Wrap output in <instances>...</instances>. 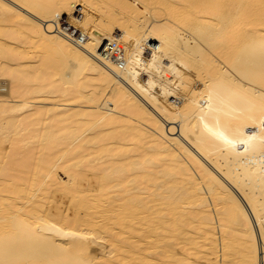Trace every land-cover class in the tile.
<instances>
[{
  "label": "bare ground",
  "instance_id": "bare-ground-1",
  "mask_svg": "<svg viewBox=\"0 0 264 264\" xmlns=\"http://www.w3.org/2000/svg\"><path fill=\"white\" fill-rule=\"evenodd\" d=\"M144 1L0 0V264H264V0Z\"/></svg>",
  "mask_w": 264,
  "mask_h": 264
},
{
  "label": "rangeland",
  "instance_id": "rangeland-1",
  "mask_svg": "<svg viewBox=\"0 0 264 264\" xmlns=\"http://www.w3.org/2000/svg\"><path fill=\"white\" fill-rule=\"evenodd\" d=\"M133 4L136 6V3L134 0H131ZM183 0H179V2H182ZM141 4V3H140ZM142 5L148 6V10L150 11H157L160 13V19L165 18V11L164 8L161 4L156 3V2H151L149 1H144ZM150 18V15H149ZM29 34H28V29L26 26L18 25V26H5L0 28V47L5 49V48H10L11 53H14L13 49L18 48L19 53H23L24 51H32V47L28 44V39ZM5 55V54H4ZM26 55V54H22ZM29 59L19 57L14 59L13 61L8 60L6 57H2L0 59V66L3 68L6 66L9 68V73L4 74L3 76L1 75V78H9V74H11L12 71L15 70H20L24 69L30 64ZM82 105H87V104H82ZM73 110H80L78 108H74ZM138 126V125H137ZM59 181L66 182L68 180V174L65 170H59L58 176H57ZM201 246V243L198 244ZM205 252H207V249L204 247H201L199 249H194L193 254L191 256V260L187 264H208V259L206 258Z\"/></svg>",
  "mask_w": 264,
  "mask_h": 264
},
{
  "label": "built area",
  "instance_id": "built-area-1",
  "mask_svg": "<svg viewBox=\"0 0 264 264\" xmlns=\"http://www.w3.org/2000/svg\"><path fill=\"white\" fill-rule=\"evenodd\" d=\"M73 11H75V13L77 15L82 16V11L80 10V6H73ZM66 17V16H65ZM49 19L53 20V24L55 26H57L59 28V30L61 29L63 32H69L70 36L72 35H77V32H79V30L77 29V24H73V25H69L67 24V21L65 18H63L58 11L56 10V8H52L50 11V15H49ZM113 37L110 41L107 42V44L104 46L103 48V52L108 54H111L117 49V46L119 45V42L121 40V31L117 28L113 29V33H112ZM72 38V37H70ZM156 49L152 46V45H146L143 52H142V57L144 58V60L146 62L148 61H153L154 60V56L156 55ZM165 62V61H164ZM167 62H165L163 65L160 66L161 70L162 68L165 69H169V67H167ZM170 74H172L174 77L182 79V80H186L187 77L181 75L180 73V68L178 66H173L170 70H169ZM150 72L147 71L146 68H142L141 72H140V80L147 84L150 76ZM188 82L190 83L191 87L193 88H202V83L197 82L196 80H193L192 78L188 79ZM190 87V88H191ZM157 88V87H156ZM158 90V88H157ZM171 101H173L176 104H180L182 101L176 97H172Z\"/></svg>",
  "mask_w": 264,
  "mask_h": 264
}]
</instances>
